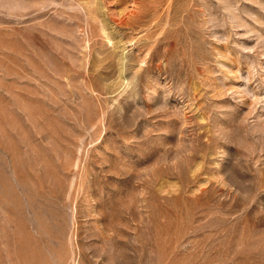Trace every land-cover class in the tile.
<instances>
[{
	"label": "rangeland",
	"instance_id": "obj_1",
	"mask_svg": "<svg viewBox=\"0 0 264 264\" xmlns=\"http://www.w3.org/2000/svg\"><path fill=\"white\" fill-rule=\"evenodd\" d=\"M0 264H264V0H0Z\"/></svg>",
	"mask_w": 264,
	"mask_h": 264
},
{
	"label": "bare ground",
	"instance_id": "obj_2",
	"mask_svg": "<svg viewBox=\"0 0 264 264\" xmlns=\"http://www.w3.org/2000/svg\"><path fill=\"white\" fill-rule=\"evenodd\" d=\"M140 14V13H139Z\"/></svg>",
	"mask_w": 264,
	"mask_h": 264
}]
</instances>
